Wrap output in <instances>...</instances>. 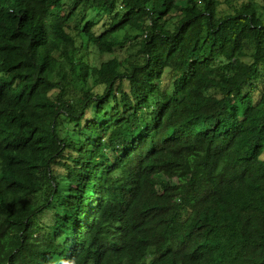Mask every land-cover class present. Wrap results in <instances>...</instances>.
Returning a JSON list of instances; mask_svg holds the SVG:
<instances>
[{
    "label": "trees",
    "instance_id": "obj_1",
    "mask_svg": "<svg viewBox=\"0 0 264 264\" xmlns=\"http://www.w3.org/2000/svg\"><path fill=\"white\" fill-rule=\"evenodd\" d=\"M0 264H264V0H0Z\"/></svg>",
    "mask_w": 264,
    "mask_h": 264
},
{
    "label": "rangeland",
    "instance_id": "obj_2",
    "mask_svg": "<svg viewBox=\"0 0 264 264\" xmlns=\"http://www.w3.org/2000/svg\"><path fill=\"white\" fill-rule=\"evenodd\" d=\"M257 1H259L261 4L263 3V0H257ZM163 176H164V175H163ZM170 178L175 179L176 181H177V179H178L180 182H182V178L179 177V176L176 177V175H175L174 173L171 174Z\"/></svg>",
    "mask_w": 264,
    "mask_h": 264
}]
</instances>
